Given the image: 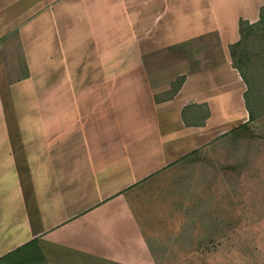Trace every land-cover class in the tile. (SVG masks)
<instances>
[{
	"label": "crops",
	"instance_id": "1",
	"mask_svg": "<svg viewBox=\"0 0 264 264\" xmlns=\"http://www.w3.org/2000/svg\"><path fill=\"white\" fill-rule=\"evenodd\" d=\"M262 7L0 0V263L149 264L155 192L250 123L228 48Z\"/></svg>",
	"mask_w": 264,
	"mask_h": 264
},
{
	"label": "rangeland",
	"instance_id": "2",
	"mask_svg": "<svg viewBox=\"0 0 264 264\" xmlns=\"http://www.w3.org/2000/svg\"><path fill=\"white\" fill-rule=\"evenodd\" d=\"M217 146L218 156L203 154L155 192L165 203L149 205L162 214L150 225L149 264H264V114Z\"/></svg>",
	"mask_w": 264,
	"mask_h": 264
},
{
	"label": "trees",
	"instance_id": "3",
	"mask_svg": "<svg viewBox=\"0 0 264 264\" xmlns=\"http://www.w3.org/2000/svg\"><path fill=\"white\" fill-rule=\"evenodd\" d=\"M238 34V42L231 45L228 51L232 68L238 72L246 88L244 103L251 122L264 114V7L260 9L256 23L239 21ZM181 82L182 79H179L177 85ZM249 97L254 103V112L249 109Z\"/></svg>",
	"mask_w": 264,
	"mask_h": 264
}]
</instances>
